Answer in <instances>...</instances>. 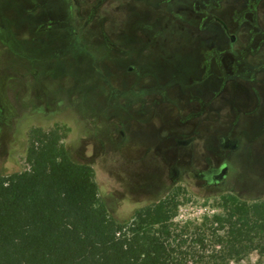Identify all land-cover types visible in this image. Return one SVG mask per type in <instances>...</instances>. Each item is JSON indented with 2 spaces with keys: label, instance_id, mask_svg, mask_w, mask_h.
Returning a JSON list of instances; mask_svg holds the SVG:
<instances>
[{
  "label": "rangeland",
  "instance_id": "obj_1",
  "mask_svg": "<svg viewBox=\"0 0 264 264\" xmlns=\"http://www.w3.org/2000/svg\"><path fill=\"white\" fill-rule=\"evenodd\" d=\"M243 3L232 0L236 9ZM217 4L223 0H0V172L29 167L31 127H57L72 157L93 165L101 197L120 218L133 220L145 204L177 201L164 233L173 264H264L259 250L229 257L218 242L227 228H217L229 206L264 202V68L257 79L242 80L241 96L218 95L213 107L222 79L202 81L196 93L191 80L146 77V71L182 78L191 68L201 77L213 72L201 13ZM245 34L253 49L263 42L264 59V33L254 42ZM254 89L262 91L261 110L233 118L231 111L248 99L245 91ZM174 98L178 105L167 103L159 121L146 111V101ZM208 111L215 114L213 129ZM221 134L240 138V148L225 150ZM179 138L191 144L180 146ZM146 147L150 160H126L124 152L135 156ZM114 163L129 164L127 177ZM223 163L229 174L217 185L194 175ZM173 166L182 172L175 181ZM141 188L145 203L136 196Z\"/></svg>",
  "mask_w": 264,
  "mask_h": 264
},
{
  "label": "trees",
  "instance_id": "obj_2",
  "mask_svg": "<svg viewBox=\"0 0 264 264\" xmlns=\"http://www.w3.org/2000/svg\"><path fill=\"white\" fill-rule=\"evenodd\" d=\"M28 168L0 172V264H173L164 238L177 201L122 219L101 197L91 163L75 160L59 128L28 131ZM159 228H153L154 224ZM218 242L229 257L264 253V202L228 207Z\"/></svg>",
  "mask_w": 264,
  "mask_h": 264
},
{
  "label": "flooded vegetation",
  "instance_id": "obj_3",
  "mask_svg": "<svg viewBox=\"0 0 264 264\" xmlns=\"http://www.w3.org/2000/svg\"><path fill=\"white\" fill-rule=\"evenodd\" d=\"M244 3L241 4L239 9L233 8L232 0H223V4H217L216 7L213 5V8L210 10H206L201 13L204 18L203 22L205 28L208 31V39L209 42L206 43L204 53L208 60L211 62L212 73H204L201 77L197 73H192V68L189 72H185V78L180 77V75H176L173 73L167 72H152L146 71V77L155 78L156 80H162L164 78H169V80L181 81L188 80L193 81V89L197 91L196 93H200L201 88L198 86L202 85V81H212L217 82L222 79L223 84L216 89L217 94H212V99L209 105L213 107L215 104V97L218 95H222L226 98L230 95V93H235L236 96H241L242 93L240 91V86L243 85L242 80L247 79L248 77L258 78L255 74L258 70L264 68V59L262 57V44L260 41L259 44L254 47V49L242 39L244 38V33H249L253 37H251L250 41L254 42V39L259 38L264 33V0H242ZM199 13V14H200ZM177 31V30H176ZM245 34V35H246ZM252 42L250 44L252 45ZM161 45V42L159 43ZM133 67H129V70H132ZM253 71V74H252ZM246 72H249L248 74ZM215 90V89H214ZM254 93H249L245 91L248 99L244 98L241 101L240 106H238L235 111H231L232 117L240 119L242 114L247 111L250 116H254L257 112L261 110L262 106V91L261 89H254ZM148 92V91H147ZM245 96V97H246ZM165 102V101H164ZM161 102V100L153 101L152 105H149L146 101V111L153 112V118L156 121H159L162 115H164L166 109L168 108L167 103L178 105V100L170 99L167 100L166 103ZM198 106L201 105L200 100L196 99ZM245 102V104H244ZM169 111V110H168ZM209 115L206 116L207 122L209 123V128H214V111H208ZM246 115V114H245ZM248 115V116H249ZM163 126H160L162 128ZM122 135L124 134L121 131ZM212 135L211 140H214L213 132L210 133ZM218 140L220 145L225 150L235 151L238 150L241 146V140L238 137H231L228 134H221L218 136ZM177 143L180 146H188L191 144V139H177ZM126 148V147H125ZM128 148V147H127ZM150 147H146L145 152H138L135 156L131 152H124L125 158L128 156L126 160L132 159H151V153L149 151ZM128 150V149H127ZM133 156V157H132ZM138 156V157H137ZM143 157V158H142ZM117 167V172L122 170L124 174L123 177L127 175V167L128 165H121L120 163H114ZM131 167V166H129ZM230 170V165L227 163H223L217 166H209L208 168L199 169L195 172V176L199 178V180L204 181V185H217L224 181ZM182 175L181 169L177 166H173L171 168V180L175 181ZM190 176V175H189ZM127 177V176H126ZM134 194V193H133ZM128 197V194H125ZM136 196L141 197L140 202H146V190L141 188ZM129 200V198H127ZM146 204L143 206L145 207ZM141 207V208H143ZM140 209V208H139ZM138 210V209H137ZM136 212V211H135ZM117 213V212H116ZM135 214V213H134ZM117 215H119L117 213ZM128 220V219H127Z\"/></svg>",
  "mask_w": 264,
  "mask_h": 264
}]
</instances>
